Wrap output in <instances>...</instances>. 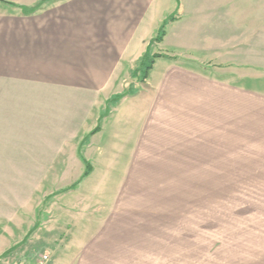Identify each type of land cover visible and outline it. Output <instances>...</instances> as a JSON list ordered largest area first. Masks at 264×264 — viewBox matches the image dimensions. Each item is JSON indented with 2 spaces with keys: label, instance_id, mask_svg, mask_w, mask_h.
Returning a JSON list of instances; mask_svg holds the SVG:
<instances>
[{
  "label": "rangeland",
  "instance_id": "1",
  "mask_svg": "<svg viewBox=\"0 0 264 264\" xmlns=\"http://www.w3.org/2000/svg\"><path fill=\"white\" fill-rule=\"evenodd\" d=\"M163 1L184 45L152 53L183 57L158 62L144 82L133 67L123 87L163 88L169 98L125 99L92 147L105 107H84L59 137L68 151L57 161L0 162V264H34L44 252L50 264H264V57L253 48L263 5L244 0L242 17L217 11L190 29L188 14ZM177 69L187 78L161 81ZM76 132L94 171L62 193L85 171L70 148Z\"/></svg>",
  "mask_w": 264,
  "mask_h": 264
},
{
  "label": "crops",
  "instance_id": "2",
  "mask_svg": "<svg viewBox=\"0 0 264 264\" xmlns=\"http://www.w3.org/2000/svg\"><path fill=\"white\" fill-rule=\"evenodd\" d=\"M181 1L178 7L174 1L172 14L185 11L192 24L190 29L198 27L196 19L210 18L217 11L220 16L221 12L227 16L235 10L243 16L244 0H188L186 6ZM249 1L254 6L260 4V8L263 5L258 13L264 16V0ZM163 3V0H62L39 12L23 14L21 8L34 5L13 3L16 5L13 7L0 2V162L57 161L61 153L68 151L61 147L59 137L72 127L75 113L91 105L97 108L99 103L105 109L89 132L99 124L100 130L92 135L91 143L85 144L92 147L95 137L107 132L104 120L118 114L125 99L143 102L146 96L152 98L154 91L150 90L125 97L115 107L109 105L111 98L125 91L123 82L131 76L161 23L171 15L164 17L163 11L171 5L169 1L163 7ZM16 10L21 17L15 14ZM179 22L176 18L167 25L158 46L167 47L173 40L177 47L184 45V35L175 28ZM255 33L253 48H258L264 57V25ZM186 41L194 47L193 30ZM161 55L177 60L183 57ZM171 59L156 60L151 74L158 62L166 68L168 62L179 63ZM177 70L166 73L161 81L186 79L189 75V69ZM111 87L115 92L101 101L103 93ZM168 88L167 85V91ZM155 89L153 94L158 95V102L169 98L163 88L158 92ZM82 137L81 132L73 133L70 148L73 156L78 149L85 159L77 148Z\"/></svg>",
  "mask_w": 264,
  "mask_h": 264
},
{
  "label": "trees",
  "instance_id": "3",
  "mask_svg": "<svg viewBox=\"0 0 264 264\" xmlns=\"http://www.w3.org/2000/svg\"><path fill=\"white\" fill-rule=\"evenodd\" d=\"M62 0H42L41 3H39L36 7H33L31 9H26V8H21V13L23 14H32L38 10H41L45 5L47 4H53L56 2H59ZM176 3V6H179V2L180 0H174ZM1 3L8 5V6H13L15 7L14 4L6 2L4 0H0ZM176 12V11H175ZM176 19L174 18V15L169 16L168 18H166L160 25L157 33L155 34V36L151 39V41L149 42L145 53L142 55V57L138 60L137 66L136 68L133 70L132 72V76L134 78H137L138 82H144L147 78L149 73L152 70V67L155 63L156 60L161 59V58H166V59H171L165 55H160V54H153L152 53V47L154 44H159L162 42L165 34H166V27L169 23L175 21ZM171 60H176V58H172ZM138 94V90L137 89H133L132 87H130L129 89H125V91H123V93L114 96L113 98H111L109 104L113 107L117 106L118 103L120 102V100H122L125 97H133L135 95ZM110 110H108L109 112ZM100 130V124L97 125V127L91 131V133L89 134L94 135L95 133H97ZM83 144V143H81ZM80 144V146H81ZM81 162L83 163L84 167H85V171L83 173V175L81 176V178L70 188H68L67 190L63 191L64 192H70V191H75L78 186L82 183V181L84 179H86L92 172V167L90 166V163L87 162L81 155L80 153L78 154ZM37 226V225H35ZM35 228V227H34Z\"/></svg>",
  "mask_w": 264,
  "mask_h": 264
},
{
  "label": "built area",
  "instance_id": "4",
  "mask_svg": "<svg viewBox=\"0 0 264 264\" xmlns=\"http://www.w3.org/2000/svg\"><path fill=\"white\" fill-rule=\"evenodd\" d=\"M34 264H50V255L47 252L40 254Z\"/></svg>",
  "mask_w": 264,
  "mask_h": 264
}]
</instances>
